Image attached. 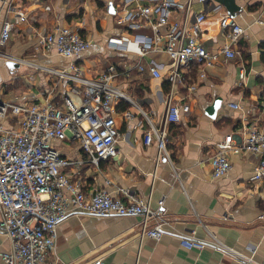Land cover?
<instances>
[{"label": "crops", "instance_id": "obj_1", "mask_svg": "<svg viewBox=\"0 0 264 264\" xmlns=\"http://www.w3.org/2000/svg\"><path fill=\"white\" fill-rule=\"evenodd\" d=\"M196 0L194 9L205 11L200 40L209 52H217L225 41L220 21L229 16L219 4L212 9ZM239 11L233 18L244 28L238 42L240 55L205 69L199 78V66L193 64L183 70V85H178L177 99L194 90L182 100L190 110L181 121L168 129L167 150L170 160L161 156L157 161L156 143L143 142L148 125L143 111L155 125L162 121L165 97L169 88L166 73L155 79L148 71L141 73L136 64L139 46L135 34L150 35L147 27L124 30L115 20L117 0H11L0 12V32L4 21L12 23L11 36L3 50L17 57L38 60L61 68L68 60L58 55L38 59L37 39L53 30L56 25H68L92 42L91 47L76 58V64L86 78H94L108 66L114 65L121 74L117 85L134 101L116 103V127L119 131L116 157L102 161L99 169L89 163L68 166L64 171L73 181H80L85 191L106 185L128 190L149 201L166 220V230L159 241L140 237L139 216H105L71 214L58 226L54 254L48 264H93L101 259L114 264H245L233 256L216 250L187 249L180 239L194 232L198 239L205 238V229L217 235L227 246L245 256L256 247L252 259L264 262V222L258 219L264 213V180L252 182V170L257 159L242 151V122L262 121L264 100V0H235ZM109 5H112L113 12ZM25 17L21 21L19 15ZM125 39L124 48H114L109 38ZM170 64L164 53L143 58L147 69L150 61ZM14 64V63H13ZM244 68L246 75L239 79ZM165 69V70H166ZM26 97L29 100L51 99L61 107L68 97L79 104L80 97L68 92V83L35 71L26 66L0 61V98ZM238 103L240 110L229 107ZM126 105L129 106L126 109ZM132 114L126 120L123 113ZM13 124V120L8 121ZM233 134L236 151L229 154L231 170L223 177L213 179L209 159L216 143ZM53 146L68 160L85 158L80 146L71 140L55 141ZM107 187V186H106ZM111 187V188H112ZM162 202L159 206L158 202ZM10 242L0 234V252H7ZM0 264H5L0 257Z\"/></svg>", "mask_w": 264, "mask_h": 264}, {"label": "built area", "instance_id": "obj_2", "mask_svg": "<svg viewBox=\"0 0 264 264\" xmlns=\"http://www.w3.org/2000/svg\"><path fill=\"white\" fill-rule=\"evenodd\" d=\"M115 20L124 30L147 27L150 35L135 34L133 41L139 46V60L136 68L146 70L151 77L160 79L163 72L169 84L165 97V111L162 121L155 125L145 114L147 129L143 142L146 146L156 143L157 161L161 156L170 155L167 150L168 129L171 124L181 121L190 110L182 100L194 90L185 86L189 92L186 97L177 99L178 85L183 83V70L193 64L199 66V78L205 77V69L240 55L237 46L244 34V28L225 16L220 21L225 36L222 47L217 52H209L203 46L200 36L205 11L194 9L196 0H117ZM11 0H0V12L8 7ZM214 8V7H213ZM212 8V9H213ZM21 21L25 17L18 14ZM264 25V21L258 20ZM12 23L4 21L0 32V61L26 66L35 71L52 76L68 83L69 94L80 97L79 104L64 98L61 107L51 99L29 100L26 97L0 98V234L10 242L7 252H0L5 264H48L49 254H54L58 237V226L71 214L105 216H139L140 237L159 241L167 222L159 210L151 208L150 202L131 194L128 190L113 188L109 180H104L102 188L85 191L82 182L73 181L64 171L68 166L78 167L89 163L99 169L100 163L117 156L119 131L116 127L115 108L118 101L134 105L131 97L117 85L121 74L114 65L108 66L94 78H86L76 64L83 52L92 42L80 35L79 30L68 25H56L53 30L37 39L38 59L55 54L66 58L68 64L61 68L48 66L38 60L21 58L3 50L11 36ZM111 47L123 49L125 39L111 37ZM164 53L170 60L166 66L151 60L147 69L143 58L150 54ZM166 69V70H165ZM241 68L239 79L245 78ZM183 85V84H182ZM229 107L240 110L238 103ZM264 113V100L262 101ZM126 120L132 114L123 113ZM13 120V124L8 121ZM242 151L257 159L252 170V182L264 180V118L262 121L242 122ZM76 142L85 158L68 160L54 146L55 141ZM233 134L225 136L216 143L215 151L209 159L211 177L225 176L232 168L229 154L236 151ZM107 186V187H106ZM112 187V188H111ZM161 206L162 202H158ZM258 219L264 222V213ZM205 238L198 239L194 232L180 239L181 246L199 251L210 248L223 255L233 256L245 264H264L255 262L252 255L256 247L250 248L247 257L227 246L216 234L205 229ZM264 237V232H263ZM93 264L107 263L101 259Z\"/></svg>", "mask_w": 264, "mask_h": 264}, {"label": "water", "instance_id": "obj_3", "mask_svg": "<svg viewBox=\"0 0 264 264\" xmlns=\"http://www.w3.org/2000/svg\"><path fill=\"white\" fill-rule=\"evenodd\" d=\"M209 1H213L211 7H215L216 3L222 5L231 17H235L236 13L240 10L239 7L236 5L235 0H202L204 5H207ZM109 9L113 12L112 5H109ZM15 64V63H14ZM12 62H7V66H14Z\"/></svg>", "mask_w": 264, "mask_h": 264}, {"label": "trees", "instance_id": "obj_4", "mask_svg": "<svg viewBox=\"0 0 264 264\" xmlns=\"http://www.w3.org/2000/svg\"><path fill=\"white\" fill-rule=\"evenodd\" d=\"M129 106L126 105V109L128 108Z\"/></svg>", "mask_w": 264, "mask_h": 264}]
</instances>
